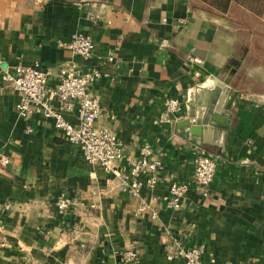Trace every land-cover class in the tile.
<instances>
[{
    "label": "crops",
    "instance_id": "obj_1",
    "mask_svg": "<svg viewBox=\"0 0 264 264\" xmlns=\"http://www.w3.org/2000/svg\"><path fill=\"white\" fill-rule=\"evenodd\" d=\"M76 33L93 42L88 64L66 48ZM251 40L191 0H0V153L10 161L0 169V264H121L129 249L136 264H185L181 253L193 248L203 250L202 264H264V55ZM34 63L50 70L49 89L63 67L99 69L87 88L102 112L95 125L117 136L125 160L150 146L162 161L152 187L122 192L51 120L17 116L19 95L2 74ZM210 76L230 87L224 109L233 117L222 146H196L177 125L188 92ZM168 99L183 104L181 119L167 113ZM48 101L59 109L53 95ZM62 115L76 124L77 105ZM199 150L216 163L206 192L190 183L178 209L153 203L170 184L192 181ZM119 168L128 170L125 161ZM62 197L73 203L60 216ZM143 203L155 217L138 213Z\"/></svg>",
    "mask_w": 264,
    "mask_h": 264
},
{
    "label": "built area",
    "instance_id": "obj_2",
    "mask_svg": "<svg viewBox=\"0 0 264 264\" xmlns=\"http://www.w3.org/2000/svg\"><path fill=\"white\" fill-rule=\"evenodd\" d=\"M66 48L79 56L85 64L90 63L94 49L91 38L84 33L74 34ZM107 60L112 62V56ZM193 63L200 64L198 58L191 59ZM49 69L43 70L39 63L30 66H16L13 72H3V82L19 95V101L15 106L17 116L28 122L35 114H40L44 119L51 120L55 130L73 146L77 147L84 158L90 164L100 165L103 170L119 180L122 192L133 197L139 196L143 185L152 187L156 183V173L162 167V161L151 159V148L143 145L136 159H124L123 144L111 130L105 126H96L95 122L101 117V109L96 98L88 93V86L102 76L95 66L79 67L70 65L59 71V83L54 89L46 87ZM53 95L59 102V109L54 110L49 104V96ZM77 105L78 122L73 124L63 117L64 112L71 111ZM166 111L173 118L179 120L183 116V104L177 99L166 101ZM110 119H113L110 116ZM27 132H32L27 127ZM125 161L127 171H121L119 164ZM9 158L0 153V169L8 167ZM216 172L215 161L204 151L199 150L194 160V170L191 182L172 183L168 193L161 199L152 198L153 203L161 201L170 209H178L182 198L191 184L205 193L208 186L214 180ZM69 198H59L55 203L58 215H65L72 205ZM145 210L151 211V218L155 217V211L147 204H142L138 213ZM203 250L193 248L181 253L185 264H202ZM168 259H172L169 256ZM138 254L129 249L121 254V264H136ZM213 261V260H212ZM211 261V262H212Z\"/></svg>",
    "mask_w": 264,
    "mask_h": 264
},
{
    "label": "water",
    "instance_id": "obj_3",
    "mask_svg": "<svg viewBox=\"0 0 264 264\" xmlns=\"http://www.w3.org/2000/svg\"><path fill=\"white\" fill-rule=\"evenodd\" d=\"M230 90L212 76L191 89L185 102L187 119L178 123L177 133L196 146H222L233 117L224 109Z\"/></svg>",
    "mask_w": 264,
    "mask_h": 264
},
{
    "label": "rangeland",
    "instance_id": "obj_4",
    "mask_svg": "<svg viewBox=\"0 0 264 264\" xmlns=\"http://www.w3.org/2000/svg\"><path fill=\"white\" fill-rule=\"evenodd\" d=\"M209 3L208 0H191V5L194 9L207 12L211 15L220 16L216 11L208 9L205 5ZM205 4V5H204ZM245 7L250 10L243 11L237 14L229 15L228 19L236 22L241 30L245 33H252V40L247 42L253 51L254 55H264V2L258 3L245 0ZM255 13V14H254Z\"/></svg>",
    "mask_w": 264,
    "mask_h": 264
},
{
    "label": "trees",
    "instance_id": "obj_5",
    "mask_svg": "<svg viewBox=\"0 0 264 264\" xmlns=\"http://www.w3.org/2000/svg\"><path fill=\"white\" fill-rule=\"evenodd\" d=\"M209 3L205 2V6L208 9L216 11L221 17L228 18L229 15L237 14L243 11L250 10L247 6L245 7V0H208ZM252 2H260L264 0H249ZM264 8V5H263ZM255 14V13H254Z\"/></svg>",
    "mask_w": 264,
    "mask_h": 264
}]
</instances>
